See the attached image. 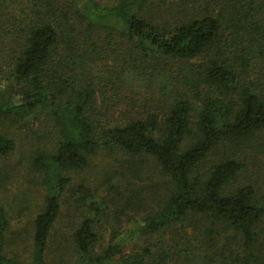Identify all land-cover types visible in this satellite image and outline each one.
Wrapping results in <instances>:
<instances>
[{
	"label": "trees",
	"instance_id": "obj_1",
	"mask_svg": "<svg viewBox=\"0 0 264 264\" xmlns=\"http://www.w3.org/2000/svg\"><path fill=\"white\" fill-rule=\"evenodd\" d=\"M27 2L31 10L23 19L12 21L0 13V75L11 73L20 87L17 100H3L0 110L23 118L49 109L59 141L54 154H38L34 161L47 194L34 222L32 259L24 263L5 255L10 222L0 205V264H51L46 259L50 235L71 182L63 174L85 170L103 146L152 160L173 185L144 231L200 214L242 238L218 264H264L258 230L264 203L254 186L230 189L244 163L234 155L205 163L220 144H241L264 130V0H119L111 5L72 0L73 10L63 0ZM99 30L118 33L124 42L119 52L133 72L144 65L142 73L147 66L154 70L151 62L157 57L199 60L191 68L208 88L198 94L200 106L184 94L173 96L161 119L153 114L101 129L98 91L72 76L71 64L79 37ZM66 48L71 56L61 52ZM14 149L13 140L0 136V156ZM80 192L89 194L84 187ZM97 237L92 220L85 218L74 232L75 264H112L122 253L120 244L99 251ZM121 257V264H151L139 254Z\"/></svg>",
	"mask_w": 264,
	"mask_h": 264
},
{
	"label": "rangeland",
	"instance_id": "obj_2",
	"mask_svg": "<svg viewBox=\"0 0 264 264\" xmlns=\"http://www.w3.org/2000/svg\"><path fill=\"white\" fill-rule=\"evenodd\" d=\"M99 1L111 5L119 0ZM0 3V13L12 21L25 18V12L29 14L31 10L27 0ZM63 3L73 10L72 0ZM75 9L81 11L80 7ZM85 29L82 27L81 32ZM116 35L106 30L82 34L75 56L67 48L61 51L74 58L72 76L97 89L96 114L101 129L124 126L129 120L146 119L153 114L161 119L166 102L173 96L184 94L196 108L200 106L198 94L208 88L191 68L199 60L183 62L157 57L151 62L154 70L147 66L142 73L144 65L140 72H133L119 52L124 42ZM19 91L11 73L0 75V103L15 100ZM0 136L15 143L10 154L0 156V205L10 222L4 252L10 259L29 263L34 222L44 209L47 194L44 174L34 161L38 154L56 152L59 133L49 109L41 108L23 118L0 110ZM232 155L245 168L230 189L254 186L264 203V130L241 144H220L205 163L210 166ZM63 175L71 182L62 195L61 213L50 235L46 259L51 264L76 263L74 232L85 218L93 222L99 251L120 244L122 253L114 257L112 264H121V256L136 254L151 264H218L226 251L236 249L242 242L240 235L228 226L200 214H191L186 221L153 233L144 231L145 221L163 208L173 190L170 179L152 160L132 158L103 146L90 157L85 170ZM81 187L89 194L80 192ZM258 230L264 241V218Z\"/></svg>",
	"mask_w": 264,
	"mask_h": 264
}]
</instances>
